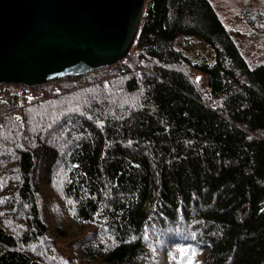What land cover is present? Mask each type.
Here are the masks:
<instances>
[{
  "label": "trees",
  "instance_id": "16d2710c",
  "mask_svg": "<svg viewBox=\"0 0 264 264\" xmlns=\"http://www.w3.org/2000/svg\"><path fill=\"white\" fill-rule=\"evenodd\" d=\"M141 14L124 57L27 87L21 122L11 115L30 140L0 152V180L13 178L25 221L19 237L48 235L47 198L77 224L78 260L149 264L158 252L152 264H264V0H146ZM58 79L70 84L52 90ZM58 108L63 130L52 122ZM47 184L57 195L41 197ZM65 224H54L58 237ZM10 230L0 221V264H49Z\"/></svg>",
  "mask_w": 264,
  "mask_h": 264
},
{
  "label": "water",
  "instance_id": "95a60500",
  "mask_svg": "<svg viewBox=\"0 0 264 264\" xmlns=\"http://www.w3.org/2000/svg\"><path fill=\"white\" fill-rule=\"evenodd\" d=\"M146 0H0V84L33 86L115 63Z\"/></svg>",
  "mask_w": 264,
  "mask_h": 264
},
{
  "label": "rangeland",
  "instance_id": "374dc122",
  "mask_svg": "<svg viewBox=\"0 0 264 264\" xmlns=\"http://www.w3.org/2000/svg\"><path fill=\"white\" fill-rule=\"evenodd\" d=\"M230 23L232 25L233 21H230ZM246 45H247L246 41H240L238 43V46H239L238 50L240 52H243L246 57L248 56V57L252 58L253 60L251 59V61L256 60L258 57H255L256 56L255 53L252 54L253 49L250 47H246ZM200 48L204 50L202 53L205 56H207V57L210 56V53H209L210 51L208 49L203 48L202 45L200 46ZM198 50L199 49L197 48L194 51L198 52ZM137 54H138V51L130 50L129 54L127 55L130 67L132 64L137 63L139 61ZM138 64L142 65L141 62H139ZM120 67L121 66H119V65H116L115 67H113L115 69V70L113 69V74L115 76H116V74H119L121 72L120 70H118V69H120ZM93 74L94 73H92L90 75H93ZM90 75H88V76H90ZM68 84H70L69 81H62L61 80V82H60V80L58 79L57 81H54L52 83L51 87H52V90H57L58 88H61V86L68 85ZM2 85L3 84H1L0 87ZM5 89L6 90H4V88L0 89V150H1L0 152L6 153V155L8 156V154L11 153L9 146L12 145L14 147H18V146L21 147L22 145H25V144L30 145L29 143H27L30 140H25L23 137V134H22V131H23L22 128H24L25 122H23V124H21V126H19V124L17 122L15 125L12 124L13 116L16 117L19 120V122H21V120L23 118V117L20 118V116H19V112L23 114V110L21 111V108H20L21 104L23 103V102H21L23 100V98L21 96L20 100L15 101L16 102L15 105H19V108H10L13 106H8L7 104H5L6 102L8 104H10V102H9L10 101V95L8 93V90H10V88L5 87ZM202 91L205 92L204 88ZM28 93H30V92H28ZM55 94L57 95L59 93L54 92L53 96H55ZM134 95L137 96L136 98H138V96L141 95V92L137 91ZM125 96H126L125 100L128 101L129 104H131V102H134V99H136L135 97H133V95H131V96L125 95ZM57 97H58V99L55 98L57 101H59V100L61 101L64 98L62 96L61 97L57 96ZM207 98L212 102L214 101L212 99V97L210 96V94L208 95ZM58 111L59 112L56 113L55 120L52 122H55V124L57 125L60 122L63 123V121L69 120V117L67 114L68 112H66V110L63 109L61 111L58 108ZM12 114H13V116H11ZM50 124H51V122L49 123V125ZM58 128H61V124H59L58 127H56V129H58ZM53 129L56 130L55 128H53ZM52 130H49L48 136ZM61 130H63V128H61ZM54 136H55V139L59 140L58 141L59 143H63L62 142L63 139L61 138V135H59L57 133ZM29 147L30 146H27V148H29ZM5 168L8 169L7 166ZM7 175H8V177L6 179H4L3 182L0 180V221L5 222L8 225V227H10V229L16 234L15 240L18 242L17 245L19 247H21L23 250H25V252L27 249L29 252H31V253H29L30 255L35 256V257L38 256V259L44 260L45 262H48L49 264H104L102 262H96V263L93 261L88 262V261H85L84 259L78 260V258L81 257L80 256L81 252L79 249L77 250L76 248H73V247H76V246L80 247L81 244H79L77 241H75L76 238L74 237V235H72V234H76L79 232L76 230L77 224L73 223L72 221L67 219L68 217L70 218L69 212H66V213L63 212L62 211L63 207H61L60 204H54V206H52V204L49 202V200L47 198L46 199H40L41 204L39 206V210H40L39 212L41 213V215L45 213L44 219H46V221L48 222L47 223L48 226H46V230H48L47 232H49V233L46 237L41 238L40 240H37L36 242H32L33 240L27 239L26 241H28V242L24 244L22 242V238L19 237V235H20V229L19 228H21V227H20V225H15V224H21L19 222V220H17V218H19L23 221V224H21L23 226H25V221H24L23 217H21L19 215V213H16V211H15L14 207H18L17 200L14 201V206L12 204L13 193H12L11 189L7 188V186L8 187H10L9 185L13 186L12 184H14V183L12 181L13 178L9 177L10 174L7 173ZM35 175L37 176L36 178H42V175L40 174V172H39V175H38V172ZM0 176H1V171H0ZM41 184L44 185L43 182ZM4 188H6L5 191H2ZM46 188L47 189L44 190L41 187V197H43L45 194H49V196H52V193L57 195V191L53 190V188H50L49 184H47ZM11 205H12V207H11ZM55 206H59L60 209H58ZM10 208L12 210H14L12 213H14L16 215V217L15 216L10 217L9 215H7V217H4L5 212H7V210H9ZM59 211L63 214L65 219L63 218L62 220H59V218L53 216L56 213H58ZM63 220L67 223V224H65V225H67V227L64 225L66 228V231H65V234L67 235L66 238L65 237H63V238L58 237L53 230L54 224H56L57 222H61ZM9 221H12V222L10 223ZM31 237H33V236H31ZM172 247H174V246L169 245L166 247L168 249V252L170 251V253H172L170 250V249L174 250ZM159 251H160V253L163 252L162 250H159ZM180 251H181V248H180ZM155 254H156V256L154 257L152 262L149 264H152L154 262L158 263V262H160V260L164 259V257L159 255L158 252ZM175 254H176L177 259L176 258H173V259H176L178 261L179 256L177 255V253H175ZM179 262H180V264H189L188 260L179 261Z\"/></svg>",
  "mask_w": 264,
  "mask_h": 264
},
{
  "label": "built area",
  "instance_id": "2783aa9c",
  "mask_svg": "<svg viewBox=\"0 0 264 264\" xmlns=\"http://www.w3.org/2000/svg\"><path fill=\"white\" fill-rule=\"evenodd\" d=\"M5 87L10 88V90H8V93L10 95V101H9L10 104L15 103V101H17V99L20 98V94L23 93L27 89L26 88L27 85L24 83H19V84L18 83H6V84L3 83L0 89L4 88V90H6Z\"/></svg>",
  "mask_w": 264,
  "mask_h": 264
}]
</instances>
